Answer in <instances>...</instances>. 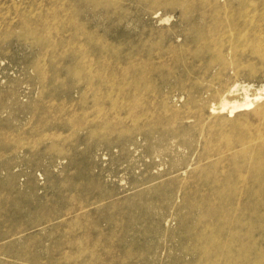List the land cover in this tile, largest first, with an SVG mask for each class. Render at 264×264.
Instances as JSON below:
<instances>
[{"label": "rangeland", "instance_id": "obj_1", "mask_svg": "<svg viewBox=\"0 0 264 264\" xmlns=\"http://www.w3.org/2000/svg\"><path fill=\"white\" fill-rule=\"evenodd\" d=\"M263 164L264 0H0V264H264Z\"/></svg>", "mask_w": 264, "mask_h": 264}, {"label": "bare ground", "instance_id": "obj_2", "mask_svg": "<svg viewBox=\"0 0 264 264\" xmlns=\"http://www.w3.org/2000/svg\"><path fill=\"white\" fill-rule=\"evenodd\" d=\"M257 29V28H256ZM202 32V31H201ZM254 33H256V31L254 32ZM254 33H253V36H254ZM204 35V34H203ZM258 35H260V33L258 34ZM205 36V35H204ZM261 37V36H260ZM206 38V37H205ZM203 39V38H202ZM201 39V40H202ZM204 40H206V39H204ZM214 41V40H213ZM205 42V41H204ZM198 43V42H197ZM207 43H211V42H207ZM212 43H214V42H212ZM211 43V44H212ZM157 45V44H156ZM202 45V44H201ZM200 45V46H201ZM203 45H205V44H203ZM150 46H153V45H150ZM214 46H215V44H214ZM209 47V46H208ZM195 49V48H194ZM201 49V48H200ZM210 49V48H209ZM190 50V49H189ZM188 50V51H189ZM192 50V49H191ZM199 52H200V50H199ZM194 54V53H193ZM253 54V53H252ZM255 55V54H254ZM182 59V58H181ZM181 61V60H180ZM173 70H174V68H173ZM143 74V73H142ZM138 76V75H137ZM130 77V76H129ZM143 82V81H142ZM145 82V81H144ZM143 85H144V83H143ZM150 85V84H149ZM146 88V87H145ZM130 93V92H129ZM246 106H247V104H245ZM212 107H213V105H212ZM225 107H226V104H223V105H221L220 107H219V110L220 111H222L223 112V110H225ZM233 107V106H232ZM213 109V108H212ZM215 109H216V107H215ZM211 110V109H210ZM212 111V110H211ZM217 111V110H216ZM212 113H213V111H212ZM248 121V120H247ZM240 125H241V123H240ZM215 127V126H214ZM258 139V138H257ZM250 150V149H249ZM257 150V149H256ZM250 155V154H249ZM246 157V156H245ZM258 160H259V158H258ZM261 160V159H260ZM250 161H252V159L250 160ZM262 161V160H261ZM260 163V162H259ZM255 165V164H254ZM264 165V164H263ZM259 166V165H258ZM256 168H257V166H256ZM263 168V167H262ZM248 170V169H247ZM247 172V171H246ZM248 173V172H247ZM257 178V177H256ZM260 182H261V184H259V188H260V190H262L263 189V186H264V181L263 180H260ZM242 183V182H241ZM262 188V189H261ZM241 192V191H240ZM257 192V191H256ZM257 194V193H256ZM259 194V193H258ZM262 195V194H261ZM263 197V196H262ZM261 197V198H262ZM248 198V197H247ZM254 198V197H253ZM238 205V204H237ZM110 210V209H109ZM246 214V213H245ZM245 218V217H244ZM243 218V219H244ZM247 218V217H246ZM253 218V217H252ZM247 223V222H246ZM107 239V238H106ZM234 247V246H233ZM87 251V250H86ZM234 252V251H233Z\"/></svg>", "mask_w": 264, "mask_h": 264}]
</instances>
